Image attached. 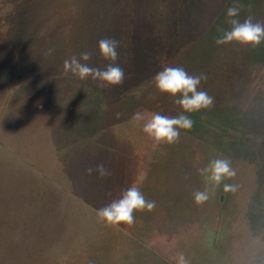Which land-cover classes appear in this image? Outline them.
Wrapping results in <instances>:
<instances>
[{"label":"rangeland","instance_id":"1","mask_svg":"<svg viewBox=\"0 0 264 264\" xmlns=\"http://www.w3.org/2000/svg\"><path fill=\"white\" fill-rule=\"evenodd\" d=\"M234 2L241 20L264 21V0H0V58L10 56L13 69L21 63L13 84L22 76L58 89L54 101H74L90 139L71 152L68 173L61 157L51 174L46 155L33 159L43 167L39 178L0 170V264H176L178 252L191 264H264V43L215 44L217 27H231L226 10ZM105 37L120 41L121 85L64 72V60L84 51L94 67L109 63L97 47ZM169 65L206 74L201 88L214 104L190 114L194 125L178 143L154 146L132 117L180 113L153 81ZM216 157L232 161L237 175L228 182L237 190L221 187L197 205L192 193L205 187L197 169ZM100 163L110 176L86 173ZM134 182L156 208L134 213L131 226L99 222L97 210Z\"/></svg>","mask_w":264,"mask_h":264},{"label":"clouds","instance_id":"2","mask_svg":"<svg viewBox=\"0 0 264 264\" xmlns=\"http://www.w3.org/2000/svg\"><path fill=\"white\" fill-rule=\"evenodd\" d=\"M243 6L234 2L226 10V22L230 29L217 27L219 35L215 38L217 46H224L236 42L243 46L258 47L264 43V21L256 20L248 15L241 20L240 13ZM100 56L109 61L103 68L92 66V52L84 51L79 56L73 55L63 62L64 72L71 73L80 80H91L97 82L99 87L121 85L125 79L124 69L116 63L119 58L118 48L120 41L115 38L105 37L98 42ZM206 74L191 75L182 66H164L162 70L153 77L154 85L160 94H166L173 98V102L180 106V113L176 116L162 115L154 112L149 115L137 111L132 119L142 123V131L153 142L154 146L160 144L172 145L180 140L181 130L191 131L194 121L192 113L210 109L214 104V97L201 88L202 81H206ZM121 114L117 113V118ZM91 176L98 175L103 179L111 175L105 164L100 163L95 167L86 169ZM197 174L205 182L203 190L196 189L192 193L197 205L206 203L214 194L216 189L222 187L223 192L232 193L237 190V185L229 183L237 175L236 168L227 157H216L197 169ZM156 208V201L148 199L142 192L138 183H132L125 189L119 199L97 210L99 222L109 227L120 225H133L136 212H152ZM176 264H191V261L183 252H178L175 257Z\"/></svg>","mask_w":264,"mask_h":264},{"label":"crops","instance_id":"3","mask_svg":"<svg viewBox=\"0 0 264 264\" xmlns=\"http://www.w3.org/2000/svg\"><path fill=\"white\" fill-rule=\"evenodd\" d=\"M4 55V60H2L3 56L0 58V95H4L3 108L2 111L0 110V143L3 145L0 146V158L3 163L2 168L0 165V170L13 174H31L34 179L39 178L38 175L43 173V167L38 168L33 159L46 155L50 158L48 171L51 174L57 173L54 165L56 159L59 162L57 169L60 170L61 157L67 159L66 172H70L71 152L76 148L77 143H83L84 146L90 141L86 138L88 132L86 125L77 121L75 109L70 108L75 105L74 101L70 102L67 97L68 101L61 107L53 97L59 93L58 89L39 86L34 80L30 85L29 82L25 83L22 80V76L19 77L17 84H13L15 76L22 72L17 70L21 67V63L13 69L14 65L9 61L10 56L6 59V54ZM44 98L49 103H45ZM194 225L191 226L197 235L205 234L204 241L210 239L211 236ZM207 243L209 247H214V240Z\"/></svg>","mask_w":264,"mask_h":264},{"label":"trees","instance_id":"4","mask_svg":"<svg viewBox=\"0 0 264 264\" xmlns=\"http://www.w3.org/2000/svg\"><path fill=\"white\" fill-rule=\"evenodd\" d=\"M227 227H228V226H226V228H227ZM226 228H225V227L222 228L221 231L219 232V233H220L219 238H220L221 242L225 241L224 233H225V229H226ZM208 229L210 230V228H208ZM240 231H241V230H240ZM240 231H239V232H240ZM213 232L216 233L217 231H214V230H213ZM229 236H230V235H229ZM230 237H231V236H230ZM229 240H230V239H229ZM222 244H223V243H222ZM228 246H230V247H231V246H234V249H235V245L232 243V241H230V244H229ZM232 262L235 263V260H233ZM232 262H230V264H231Z\"/></svg>","mask_w":264,"mask_h":264}]
</instances>
